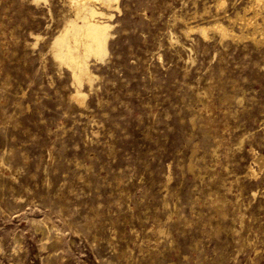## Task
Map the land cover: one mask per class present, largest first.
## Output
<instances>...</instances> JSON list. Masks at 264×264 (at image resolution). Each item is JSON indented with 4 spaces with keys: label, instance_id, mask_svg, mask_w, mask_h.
<instances>
[{
    "label": "rangeland",
    "instance_id": "374dc122",
    "mask_svg": "<svg viewBox=\"0 0 264 264\" xmlns=\"http://www.w3.org/2000/svg\"><path fill=\"white\" fill-rule=\"evenodd\" d=\"M118 3L77 105L64 1L0 0V264H264V46L184 36L213 0Z\"/></svg>",
    "mask_w": 264,
    "mask_h": 264
},
{
    "label": "bare ground",
    "instance_id": "6f19581e",
    "mask_svg": "<svg viewBox=\"0 0 264 264\" xmlns=\"http://www.w3.org/2000/svg\"><path fill=\"white\" fill-rule=\"evenodd\" d=\"M63 1L70 16L65 18L62 28L52 39L49 51L57 66L65 68L70 74L74 87L71 100L82 105L85 95L81 87L84 82L91 85L94 79L89 60H103L108 54L112 11H120L119 0ZM210 6L214 8L212 19L206 21L201 18L199 22L197 18L208 13ZM227 6L228 0H213L212 5L203 4L201 13L194 10L188 17L174 15V20L180 23V31L186 37L196 33L206 39L214 33L220 41L248 38L255 45L264 46V0H246L240 9L233 10L232 15L227 13ZM253 163L262 169L264 157L257 154ZM249 170L256 175L251 166Z\"/></svg>",
    "mask_w": 264,
    "mask_h": 264
}]
</instances>
